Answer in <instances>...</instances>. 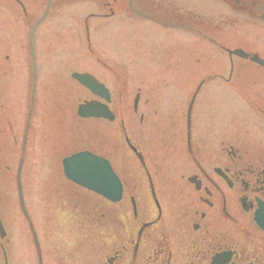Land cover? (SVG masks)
<instances>
[{
	"label": "flooded vegetation",
	"instance_id": "obj_1",
	"mask_svg": "<svg viewBox=\"0 0 264 264\" xmlns=\"http://www.w3.org/2000/svg\"><path fill=\"white\" fill-rule=\"evenodd\" d=\"M0 2L26 12L23 0ZM243 6L248 19L264 20V0L256 1L254 12ZM0 19V166L10 182H18L19 175L9 172L13 162L19 171L29 139L39 145V130L33 134L29 127L30 118L39 119V37L32 36L39 17ZM260 33L264 36V28ZM242 48L264 59L263 43ZM226 52L229 59L234 56ZM256 64L229 60L227 75L214 73L229 87H246L238 94L246 109L227 112L221 116V128L197 132L196 137L191 108L204 79L192 92L179 124L170 113L150 111L151 97L144 99L145 112L137 91L132 107L140 122L133 132L119 118L116 133L105 136L112 150L85 147L110 162L121 182V198L112 202L100 196L96 206L71 182L56 184L51 193L61 200L50 212H41L49 227L39 233V243L28 221L38 264H90L92 257L94 264H264V65ZM87 91L90 96L81 102H104ZM215 93L204 98L220 99ZM112 102L110 93L107 105L113 111ZM238 116L244 121L237 122ZM53 160H48L51 166ZM7 197L0 193V199ZM10 224L0 202V264H27L30 255L18 244L20 225Z\"/></svg>",
	"mask_w": 264,
	"mask_h": 264
},
{
	"label": "rangeland",
	"instance_id": "obj_2",
	"mask_svg": "<svg viewBox=\"0 0 264 264\" xmlns=\"http://www.w3.org/2000/svg\"><path fill=\"white\" fill-rule=\"evenodd\" d=\"M23 1L25 13L21 7L0 2V16L25 15L31 21L39 17V26L32 35L35 40L39 37V119L31 118L29 125L33 134L39 130V145L29 139L19 171L15 161L9 172L14 175L18 171L23 208L33 218L38 243L39 233L49 227L48 221L41 220V212H50L61 200L51 193L56 186L54 175L62 176L59 158L78 148L112 150L114 147L105 136L110 138L116 133L119 118L133 132L140 122L132 107L137 91L141 95L139 107L145 112L149 111L144 99L151 97L150 111L170 113L179 124L186 115L192 92L204 79L191 108L194 137L197 132L221 128V116L227 112L246 109L243 98L238 97L246 87H229L214 73L227 75L229 60L256 67V63L245 58L229 59L222 48L238 45L251 49L264 44L263 34H256L264 28V20L251 21L241 8L245 5V9L254 12L257 0ZM105 14L109 15L104 17ZM72 71H88L105 81L113 96L114 121L76 115L77 104L90 93L70 77ZM209 90H215L220 99L204 98ZM235 119L244 121L239 116ZM49 159H54L56 165L53 162L51 166ZM7 176L5 167L0 166V193L13 200L0 199L4 217L8 226L10 222L20 225L18 244L30 255L27 264H38L30 235L33 230L30 232L29 219L21 211L18 185ZM90 201L97 204L94 198ZM11 212L15 216H10ZM55 226L58 227L56 223ZM50 247L46 244L49 255ZM64 247L61 244L60 249ZM92 258L90 264H94Z\"/></svg>",
	"mask_w": 264,
	"mask_h": 264
},
{
	"label": "water",
	"instance_id": "obj_3",
	"mask_svg": "<svg viewBox=\"0 0 264 264\" xmlns=\"http://www.w3.org/2000/svg\"><path fill=\"white\" fill-rule=\"evenodd\" d=\"M235 54L247 57L248 53L242 49L232 50ZM251 60L264 63V60L251 56ZM71 75L80 83L88 87L92 92L109 99L106 87L91 77L88 73L72 72ZM77 114L82 117H107L113 118V114L106 104L101 102H88L77 107ZM63 172L73 182L87 187L107 197L112 201L120 198L121 184L112 170L109 162L104 158L91 153L88 150L72 153L62 160Z\"/></svg>",
	"mask_w": 264,
	"mask_h": 264
},
{
	"label": "bare ground",
	"instance_id": "obj_4",
	"mask_svg": "<svg viewBox=\"0 0 264 264\" xmlns=\"http://www.w3.org/2000/svg\"><path fill=\"white\" fill-rule=\"evenodd\" d=\"M109 9H111V8H109ZM110 12H112L111 10H110ZM109 15V14H108ZM62 158V156L59 158V159H61Z\"/></svg>",
	"mask_w": 264,
	"mask_h": 264
}]
</instances>
